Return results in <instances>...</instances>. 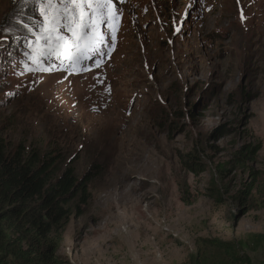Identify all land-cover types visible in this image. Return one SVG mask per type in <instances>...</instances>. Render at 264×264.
<instances>
[{"label": "rangeland", "instance_id": "obj_1", "mask_svg": "<svg viewBox=\"0 0 264 264\" xmlns=\"http://www.w3.org/2000/svg\"><path fill=\"white\" fill-rule=\"evenodd\" d=\"M114 8L116 19L98 29L110 54L72 74L67 61L37 65L25 55L17 21L34 24L38 7L0 0V139L94 175L59 257L264 264V0H114ZM248 145L260 150L241 166L234 155ZM188 154L201 172L184 166Z\"/></svg>", "mask_w": 264, "mask_h": 264}, {"label": "trees", "instance_id": "obj_2", "mask_svg": "<svg viewBox=\"0 0 264 264\" xmlns=\"http://www.w3.org/2000/svg\"><path fill=\"white\" fill-rule=\"evenodd\" d=\"M18 33L19 38L29 35L23 29ZM259 150L258 145L242 147L234 160L243 166ZM195 159L188 154L182 162L193 172H201L202 165ZM60 164L55 154L26 152L19 145L9 150L0 139V264H66L57 253L64 227L71 217L83 215L94 175L87 172L79 177L73 168L61 169ZM256 180L253 174L246 197Z\"/></svg>", "mask_w": 264, "mask_h": 264}, {"label": "snow or ice", "instance_id": "obj_3", "mask_svg": "<svg viewBox=\"0 0 264 264\" xmlns=\"http://www.w3.org/2000/svg\"><path fill=\"white\" fill-rule=\"evenodd\" d=\"M25 4L38 7L39 16L30 24L17 21L34 39L25 38L29 51L25 55L32 63L39 65L42 59L54 58L61 63L67 61L73 69L72 74H79L75 66L85 59L95 58L99 67L103 57L110 54L105 48L111 45L105 34L98 31L100 25L109 23V15L116 19L118 10L114 0H23ZM123 2V0H121ZM33 18H30V20ZM243 19V16H242ZM62 30L63 33L62 34ZM113 28L112 41H115ZM81 67L79 71H83Z\"/></svg>", "mask_w": 264, "mask_h": 264}]
</instances>
